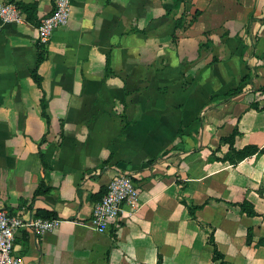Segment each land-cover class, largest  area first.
Segmentation results:
<instances>
[{
    "label": "crops",
    "instance_id": "crops-1",
    "mask_svg": "<svg viewBox=\"0 0 264 264\" xmlns=\"http://www.w3.org/2000/svg\"><path fill=\"white\" fill-rule=\"evenodd\" d=\"M24 1L39 25L56 2ZM70 3L38 69L42 88L39 25L0 19V209L62 220L44 235L20 229L14 254L22 264H219L213 234L227 264H264V154L227 159L264 148V0H180L177 11L176 0ZM235 130L231 148L222 142ZM119 172L139 201L101 233L94 206ZM42 181L51 190L35 197Z\"/></svg>",
    "mask_w": 264,
    "mask_h": 264
},
{
    "label": "built area",
    "instance_id": "built-area-1",
    "mask_svg": "<svg viewBox=\"0 0 264 264\" xmlns=\"http://www.w3.org/2000/svg\"><path fill=\"white\" fill-rule=\"evenodd\" d=\"M71 17L70 0H56L52 14L45 17L39 25L38 44L48 46L54 32L66 26ZM0 19L5 23L23 24L27 22L25 14L13 3L0 5ZM141 189L134 179L119 172L107 187L102 200L95 204L91 225L101 233L119 219L124 213V207L136 208ZM62 223L59 218H30L12 215L0 209V264H22L20 258L14 254V242L18 231L28 228L37 235H44L56 230Z\"/></svg>",
    "mask_w": 264,
    "mask_h": 264
},
{
    "label": "trees",
    "instance_id": "trees-1",
    "mask_svg": "<svg viewBox=\"0 0 264 264\" xmlns=\"http://www.w3.org/2000/svg\"><path fill=\"white\" fill-rule=\"evenodd\" d=\"M9 3H13L15 4L26 16V19L28 22L32 23V24H38L37 22V4L35 3H26L24 0H10ZM180 7V0H176L175 3V9L174 11L178 10V8ZM200 14V12L198 11L196 13V16L190 21L187 22L185 20H178L177 21V27H185V26H189L192 22H194V20H196V18L198 17V15ZM208 43L206 44H202V47H205ZM38 46V50H39V55H38V67L36 69H34L32 71V76L33 79L35 80V82L37 83V85L39 86V88H42V77L39 75L38 69L39 66L45 61L46 59V55H47V51H46V47L45 46H41V45H37ZM239 92V89H234L231 92H229V96H232L234 94H237ZM42 109H43V116L45 118H47L48 123H51L50 117L48 116L47 113V104H46V98L45 96H43L42 98ZM239 134L238 130H235V132L228 138L224 139L222 143H228L231 145V148L233 147L234 143H235V139L237 137V135ZM44 141V140H43ZM232 155H229L227 157V159H229L231 162H238L241 161L249 156L252 155H256V154H264V148H259L257 146H247L242 150H236V149H232ZM41 158H42V162H43V166L45 168V170H49L50 167L48 165V163L45 160V156L41 151ZM51 190V188L47 185V183L45 181H42L40 183V185L38 186V188L35 191V197L40 196V195H44L49 193V191ZM198 207H193L191 208L192 213H194V210L197 209ZM244 210L247 211L248 215H255L256 211L254 210V208H252V206L250 205H244L243 206ZM44 218L49 219V218H56L55 215L52 214H46L43 215ZM251 241V239H249ZM209 241L211 242V244L215 247V253H214V258L215 261H219V264H227V262H225V257L218 251L217 247H216V243H215V239L213 234H210L209 236ZM251 243V242H250ZM259 245L264 246V238L260 239Z\"/></svg>",
    "mask_w": 264,
    "mask_h": 264
}]
</instances>
